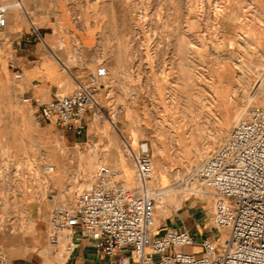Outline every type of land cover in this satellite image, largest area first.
Masks as SVG:
<instances>
[{
	"label": "rangeland",
	"instance_id": "1",
	"mask_svg": "<svg viewBox=\"0 0 264 264\" xmlns=\"http://www.w3.org/2000/svg\"><path fill=\"white\" fill-rule=\"evenodd\" d=\"M43 1L52 19H33L38 31L52 21L63 35L88 31L93 58L109 68V85L100 89L105 107L125 108L114 121L104 116L88 134L70 137L22 101L14 60L0 58V254L24 243L34 206L51 204L48 223L56 205L74 202L89 186L100 163L121 168L127 183L131 170L134 185L129 147L142 139L151 143L154 167L167 172V197L178 195L157 194V215L190 231L202 228L198 239H221L215 197H204L193 179L237 120L264 106V0ZM151 183L157 193L163 189L157 179Z\"/></svg>",
	"mask_w": 264,
	"mask_h": 264
},
{
	"label": "built area",
	"instance_id": "2",
	"mask_svg": "<svg viewBox=\"0 0 264 264\" xmlns=\"http://www.w3.org/2000/svg\"><path fill=\"white\" fill-rule=\"evenodd\" d=\"M8 4H0V28L7 24ZM34 25V23H33ZM37 28L31 30L36 34ZM109 68L101 61L96 69L75 76V88L50 99L22 95L35 106L40 118L54 122L77 136L88 133L90 124L104 116L114 121L124 105L109 110L98 94L109 85ZM16 78L23 69L15 68ZM136 169V183L126 182L121 168L107 162L98 165L89 186L74 202L56 205L48 217L52 245L69 240L80 227L105 253L109 264H264V106L249 108L226 139L196 171L197 191L215 197L214 227L221 239H198L187 228L153 226L158 202L152 192L154 154L148 139L129 147ZM46 171L54 165L46 164ZM153 188V187H152ZM154 189H156L154 187ZM6 256L0 254V264Z\"/></svg>",
	"mask_w": 264,
	"mask_h": 264
},
{
	"label": "crops",
	"instance_id": "3",
	"mask_svg": "<svg viewBox=\"0 0 264 264\" xmlns=\"http://www.w3.org/2000/svg\"><path fill=\"white\" fill-rule=\"evenodd\" d=\"M1 2L9 5V11L6 26L0 28V47L4 48L0 58L13 59L14 69L16 66L23 69V76L16 78L23 94L47 100L56 93H69L75 88V76L96 69L100 64L101 61L92 56L90 47L94 41L88 31L73 28L70 34L63 35L59 24L52 21L39 24V31L37 29L36 34H31L33 19H52L49 3L44 4L43 0ZM68 56L70 63L66 64ZM100 89L98 94L103 100L104 95ZM63 132L70 137L74 136L68 130L63 129ZM50 205L43 203L31 207L32 226L24 235V243L8 253L5 264H109L110 258L105 253L97 252L92 238L80 227L71 233V248L67 246V241L52 245L48 239L46 219ZM38 206L40 209L37 211ZM156 217L160 223L164 220L168 226H178V222L168 216L163 219L158 215ZM191 229L196 235L203 231L202 228ZM208 235L216 237L215 233Z\"/></svg>",
	"mask_w": 264,
	"mask_h": 264
},
{
	"label": "bare ground",
	"instance_id": "4",
	"mask_svg": "<svg viewBox=\"0 0 264 264\" xmlns=\"http://www.w3.org/2000/svg\"><path fill=\"white\" fill-rule=\"evenodd\" d=\"M248 17V16H247ZM252 24V23H251ZM262 32V31H261ZM264 34V33H263ZM193 45V44H192ZM242 45V44H241ZM243 48V47H242ZM185 49V48H184ZM243 101V100H242ZM217 136V135H216ZM204 155H206L205 154V152H204V154H202V157L204 156ZM200 157V156H199ZM198 158V157H197ZM201 158V157H200ZM193 164V163H192ZM198 165V164H197ZM48 172H51V171H48ZM128 173V183H130L131 181H132V176H133V174H132V171L130 170V171H128L127 172ZM153 179H157L159 182H160V184L162 185V190L159 192V193H157V188L156 189H154V187L152 188L151 186H150V188L152 189V192H154V195L156 196L157 194H159V196H160V198H165L166 197V199H169V200H171V199H176V198H178V195H176V193H174L172 196H170V198H168L167 197V195H166V192H167V189H165L164 187H165V185H164V183L167 185V179H168V175H167V172L166 171H164V168H163V166H160L159 168H155L154 167V173H153ZM182 186V185H181ZM177 187H179V186H177ZM183 187V186H182ZM195 187H192L191 189H194ZM190 189V188H189ZM196 189H198V188H196ZM169 190V189H168ZM202 193H204V195H206L209 199H213L214 197H213V195L210 193V191H204V192H202ZM156 224V223H155ZM154 224V221H153V226L155 225Z\"/></svg>",
	"mask_w": 264,
	"mask_h": 264
}]
</instances>
